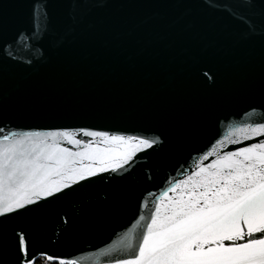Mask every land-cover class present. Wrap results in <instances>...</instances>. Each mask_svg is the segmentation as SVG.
Returning a JSON list of instances; mask_svg holds the SVG:
<instances>
[{
    "label": "water",
    "instance_id": "obj_1",
    "mask_svg": "<svg viewBox=\"0 0 264 264\" xmlns=\"http://www.w3.org/2000/svg\"><path fill=\"white\" fill-rule=\"evenodd\" d=\"M262 103L264 0H0V135L85 128L163 141L123 175H97L10 222L30 226L36 261L125 257L153 207L147 193L217 141L257 142L240 129L264 122ZM3 259L15 264L8 248Z\"/></svg>",
    "mask_w": 264,
    "mask_h": 264
},
{
    "label": "snow or ice",
    "instance_id": "obj_2",
    "mask_svg": "<svg viewBox=\"0 0 264 264\" xmlns=\"http://www.w3.org/2000/svg\"><path fill=\"white\" fill-rule=\"evenodd\" d=\"M33 16L39 18L35 8ZM36 30L41 31L39 26ZM255 33L248 24L247 35ZM240 131L244 140L257 142L225 151V140L217 141L183 178L166 180L159 195L147 193L153 198L150 215L147 220L140 215V221L146 220L141 233L128 234L127 255L112 264H264V139H257L264 138V122L246 124ZM81 135L100 139H78ZM162 143L157 137L85 128L0 135V264L6 248L14 253L15 264H37L30 226L10 222L41 211L53 198L97 175H123L139 152ZM142 204L148 208L147 199ZM40 254L50 264H78Z\"/></svg>",
    "mask_w": 264,
    "mask_h": 264
},
{
    "label": "trees",
    "instance_id": "obj_3",
    "mask_svg": "<svg viewBox=\"0 0 264 264\" xmlns=\"http://www.w3.org/2000/svg\"><path fill=\"white\" fill-rule=\"evenodd\" d=\"M36 262H37V264H50V262L47 261V259L44 257L38 258Z\"/></svg>",
    "mask_w": 264,
    "mask_h": 264
}]
</instances>
